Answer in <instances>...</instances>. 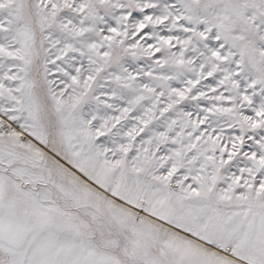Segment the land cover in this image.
Wrapping results in <instances>:
<instances>
[{
    "label": "snow or ice",
    "instance_id": "6c2138e0",
    "mask_svg": "<svg viewBox=\"0 0 264 264\" xmlns=\"http://www.w3.org/2000/svg\"><path fill=\"white\" fill-rule=\"evenodd\" d=\"M0 264H264V0H0Z\"/></svg>",
    "mask_w": 264,
    "mask_h": 264
}]
</instances>
